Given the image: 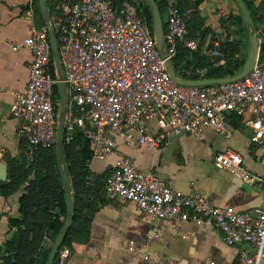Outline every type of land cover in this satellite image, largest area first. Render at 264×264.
<instances>
[{
    "label": "built area",
    "instance_id": "2783aa9c",
    "mask_svg": "<svg viewBox=\"0 0 264 264\" xmlns=\"http://www.w3.org/2000/svg\"><path fill=\"white\" fill-rule=\"evenodd\" d=\"M156 2L168 9L167 58L171 60L179 47L197 49L185 21L190 11L182 13L178 0ZM50 22L67 91L64 137L71 141L80 131L91 142L92 159L107 161L115 156L104 182L105 196L131 202L151 219L209 222L226 245H245L237 264H264V205L235 211L196 191L173 189L156 174L138 169L115 146L118 137L157 150L181 134L200 137L206 128L229 137L230 115L244 117L250 141L263 143L264 59L258 55L250 72L239 80L184 86L171 79L154 33L129 0L118 7L109 0H59ZM10 47L28 49L32 55L25 88L14 93L9 111L19 121L18 134L32 155L56 143L53 89L58 80L55 69V78L50 72L48 29L31 28L27 37ZM222 49L214 38L205 53L215 58ZM213 162L245 183L258 184L264 193V177L250 171L237 151L225 148L213 156ZM71 255L70 247L62 245L54 264H69Z\"/></svg>",
    "mask_w": 264,
    "mask_h": 264
},
{
    "label": "crops",
    "instance_id": "0c3cea01",
    "mask_svg": "<svg viewBox=\"0 0 264 264\" xmlns=\"http://www.w3.org/2000/svg\"><path fill=\"white\" fill-rule=\"evenodd\" d=\"M178 2L182 13L190 11L189 18H185L188 36L198 42L195 50L179 47L188 52L179 55L178 68L186 74L193 71L203 75L207 63L201 58L207 57L212 62L216 58L205 53L214 38L220 44L244 41L242 29L232 19L239 14V9L234 0ZM161 5L166 25L168 9L164 3ZM55 6L52 0H45L50 21ZM193 21L197 23L195 29ZM43 27L46 24L39 0H0V163L6 165V178L0 182L9 181V172L18 176L21 165L30 169L39 153L38 150L30 154L29 146L18 134L20 123L9 112L14 93L25 88L32 55L25 48L13 51L10 45L21 42L31 28ZM191 53L199 59L193 60ZM55 104H58V117L60 102ZM237 118L232 124L228 119L229 137L206 128L200 137L181 134L157 150L127 144L118 137L115 146L117 153L129 157L138 169L156 174L173 189L184 193L196 191L218 206L243 211L264 205L262 188L243 182L213 162L217 152L231 148L240 153L250 171L264 177V140L261 144L252 143L245 118ZM114 158L107 161L90 158L87 162L86 181L80 183L76 194L81 213L70 235L69 264H237L239 250L245 245H226L211 223L151 219L131 202L106 197L104 187H99L104 180L98 182V177L107 171L110 174ZM35 172V168H31L27 179L15 191L6 196L0 193V264H36L39 247L44 244L47 215L44 205L37 204L36 199L28 205L25 216L35 223L25 220L19 226L9 225L10 219L23 221L19 198L27 193L28 186L35 180ZM68 181L72 193L69 176ZM19 230L22 235L16 257H13L6 251L7 242Z\"/></svg>",
    "mask_w": 264,
    "mask_h": 264
},
{
    "label": "trees",
    "instance_id": "16d2710c",
    "mask_svg": "<svg viewBox=\"0 0 264 264\" xmlns=\"http://www.w3.org/2000/svg\"><path fill=\"white\" fill-rule=\"evenodd\" d=\"M54 5L59 0H52ZM114 7H118L123 0H109ZM130 2H134L133 0H129ZM252 19L255 24L257 35L260 39V50H259V59H264V0H243ZM137 8L139 13L144 17L148 27L153 32V20L150 10L148 9L146 3L143 1L138 2ZM158 9L161 15V19L163 21V25L165 26L164 21V10L160 2H157ZM194 17V16H193ZM192 17V19H193ZM233 22L242 29L241 37H244V41L242 40V46L239 42L234 43H223V49L221 52V56H218L212 62L207 57H202V61L207 63V70L203 73V75L195 74L193 71L189 74L183 73L181 68H178L179 55L188 50L178 49L177 54L171 59L173 68L178 78L186 79V80H195L201 78L208 79H218L224 77H232L241 71V68L245 62L247 57L246 55H242V49L245 46H248V38H247V28L244 22V19L239 11L237 16L232 17ZM194 29L197 28L196 21H193ZM244 42V43H243ZM190 56L193 60L199 59L198 55L191 53ZM221 61V64L218 62ZM50 72L52 76L54 75V67L52 62V56L50 59ZM53 99L54 102H60V91L59 85L55 84L53 89ZM58 108V104L56 105ZM237 116L231 115L229 116L230 123H234L237 120ZM229 123V124H230ZM91 142L87 139L84 134L80 131L75 132L73 139L71 141H66L64 137L63 143V168L70 178L71 183V197L74 202V218L72 226L68 229V232L65 236L63 245L69 246L70 244V235L73 231V225L79 220L81 207L77 205V196L78 186L80 183H85L86 177L88 174L87 162L91 158L92 147ZM40 159V160H39ZM38 160V161H37ZM35 168V180H33L27 188V193L22 195L19 198V212L22 214L23 221H18L16 219H10V226H19L25 220L27 222L35 223L29 219H25L26 209L28 205L36 199L38 201L37 204L41 203L45 207V212L47 215V224L46 230L44 233V244L39 247L37 259L35 261L36 264H45L51 246L56 239L57 235L63 229L67 217V205L64 196V191L61 184L60 174L57 168V159H56V150L55 147L50 149H41L37 155V159L30 164V169ZM30 169H25L23 165H21L20 174L15 176L12 172H9L8 182H0V193L6 196L7 194L16 190V188L22 184L28 177V173ZM109 175V172H105L101 177H98V182L104 180ZM101 184V183H100ZM104 187V184L102 186ZM99 189V191H100ZM58 210V212L55 211ZM45 215V216H46ZM22 235V231L19 230L17 234L11 239V241L7 242L6 251L11 253V256L16 257V251L19 246V240ZM6 264V263H5Z\"/></svg>",
    "mask_w": 264,
    "mask_h": 264
},
{
    "label": "water",
    "instance_id": "95a60500",
    "mask_svg": "<svg viewBox=\"0 0 264 264\" xmlns=\"http://www.w3.org/2000/svg\"><path fill=\"white\" fill-rule=\"evenodd\" d=\"M246 25L247 33H248V53L245 59V62L242 66V69L239 73L232 77H224L218 79H208V78H201L195 80H186L180 79L177 77L175 70L173 68L172 62L170 59L167 58V52L164 45V25L161 19V15L158 9V5L156 0H144L150 13L152 15L153 20V28H154V36L156 42V49L162 59H165V66L167 71L171 77V79L180 85L184 86H208V85H215V84H223L232 81L239 80L247 75L250 70L252 69L260 50V39L257 35V30L253 19L244 3L243 0H234ZM40 11L43 17V20L46 24V28L48 29V36L50 42V50L52 56L53 67L56 72L59 91H60V106H59V113H58V127H57V135H56V157H57V164L58 170L61 177V183L64 191V196L67 205L68 217L67 221L61 230V232L57 235L56 239L54 240L48 259L45 264H54L55 258L60 247L63 245L65 236L70 228L73 218H74V202L71 197L70 193V185L68 181V176L63 168V143H64V117L66 112V104H67V91L66 85L64 82V75L62 66L59 60L58 55V47L56 41V33L55 30L50 22V19L45 11V0H39ZM6 178V165L0 163V180H5Z\"/></svg>",
    "mask_w": 264,
    "mask_h": 264
},
{
    "label": "rangeland",
    "instance_id": "374dc122",
    "mask_svg": "<svg viewBox=\"0 0 264 264\" xmlns=\"http://www.w3.org/2000/svg\"><path fill=\"white\" fill-rule=\"evenodd\" d=\"M134 2H135V4L137 3V5H139V1H143V0H133ZM257 2L259 1V0H256ZM248 52V46L246 45L245 46V48L244 49H242V55H246V53Z\"/></svg>",
    "mask_w": 264,
    "mask_h": 264
}]
</instances>
